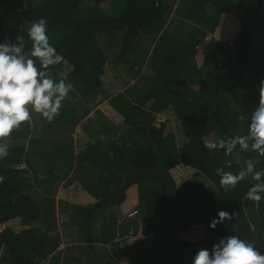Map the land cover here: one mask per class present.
<instances>
[{"label": "trees", "instance_id": "16d2710c", "mask_svg": "<svg viewBox=\"0 0 264 264\" xmlns=\"http://www.w3.org/2000/svg\"><path fill=\"white\" fill-rule=\"evenodd\" d=\"M104 1L26 0L23 9V0H0V44L23 35L30 58L27 27L45 18L64 59L41 70L73 85L53 121L29 106L31 120L0 140L8 152L0 158V264H59L69 254L75 264H91L79 244L64 256L56 251L61 185L79 188L72 197L62 190L57 201L67 229L77 240L108 242L107 264H192L199 250L211 253L231 235L264 254V193L259 203L246 197L264 177L249 174L227 192L219 183V173L238 174L249 159L264 170V157L239 145L232 153L205 147L249 135L264 79V0L183 1L177 12L187 21L173 29L167 18L175 0H124L117 14L119 0H108L107 11ZM112 41L113 63L131 79L144 68L138 90L109 92L104 47ZM99 96L108 114L83 121ZM158 115L168 118L156 125ZM221 210L235 215L213 229ZM130 231L139 237L132 246Z\"/></svg>", "mask_w": 264, "mask_h": 264}, {"label": "clouds", "instance_id": "9594fccd", "mask_svg": "<svg viewBox=\"0 0 264 264\" xmlns=\"http://www.w3.org/2000/svg\"><path fill=\"white\" fill-rule=\"evenodd\" d=\"M27 7L26 0H23V9ZM20 30L24 31L23 26ZM27 38L32 43L30 58L23 54L25 47L23 35L17 36L15 44H0V140L11 136L14 130L31 120L29 106L49 122L53 121L60 115L62 101L73 88L71 83L66 84L63 79L56 82L41 70L60 64L64 59L50 43L45 18L30 22L27 27ZM37 60L40 68L37 67ZM239 119L243 120L244 117L240 116ZM249 119L248 136H237L228 142L214 140L205 147L212 149L219 146L226 149V153H232L239 145L244 151L251 148L259 156L264 157V79L259 83V101ZM249 139L253 141L251 145ZM7 155L6 146H0V158ZM257 163L258 161L247 160L245 168L238 174L219 173L218 170L220 187L225 192L235 189L249 174H252L255 181H261L264 170L256 171ZM2 179L3 177H0V180ZM260 193H264V183H256L250 187L246 197L259 203L262 199ZM234 215L221 210L218 212L219 219H213L209 226L214 229L218 223L231 219ZM192 264H264V254L251 243L231 235L215 244L211 253L207 249L199 250Z\"/></svg>", "mask_w": 264, "mask_h": 264}, {"label": "rangeland", "instance_id": "374dc122", "mask_svg": "<svg viewBox=\"0 0 264 264\" xmlns=\"http://www.w3.org/2000/svg\"><path fill=\"white\" fill-rule=\"evenodd\" d=\"M42 0H35V2H41ZM108 0H105L103 3H101V7L103 8L104 11H107V9H109L110 5L109 3H107ZM176 2H174V9L172 11V14H171V17H170V14L167 18V21L169 22L170 20V29H173L174 27H177L180 25V22H185L187 20H185L183 16H180V12H177V8L178 7H181V5L183 4V1L184 0H175ZM185 2V1H184ZM185 4V3H184ZM125 5V2L124 0H119L118 4L115 5V9L112 11V13H120V11L123 9ZM170 17V19H169ZM187 23H189L190 25H195L196 23L194 22H191V21H188ZM169 29V28H168ZM210 36V35H209ZM103 37V36H101ZM104 38H106L104 36ZM109 42V41H108ZM260 43L261 45V40L260 41H257V43ZM258 43V44H259ZM117 46L114 47V43L113 41L110 42V43H107L105 44V51H106V54L108 55L109 57V67L111 69V77L114 79V86L109 90V92L113 95L115 94H127V92L131 91V89L133 88L134 90H138L139 88H141L142 86V81L140 79V76L141 74L143 73L144 71V68H142L138 74L136 75V78L135 79H131L129 77V74H127L126 70H125V67L122 65V64H117L115 65L113 63V60L115 58V54L117 52ZM196 61L199 62V58L196 57ZM132 87V88H131ZM131 88V89H130ZM102 96H99L95 99V101H91L90 105H91V108L92 111L90 113H88L87 116H85V118L83 119V121H85L86 119H91V118H94L95 116V112L96 111H102L105 115L108 114V111L106 110L107 109V103L105 100H102L101 99ZM109 116V115H108ZM168 117L167 116H161L158 115L156 116V119L154 120V123L157 125V124H160L162 121L166 120ZM170 120H173V117H169ZM82 121V122H83ZM81 122V123H82ZM79 123V124H81ZM79 127V126H78ZM43 128V127H42ZM38 137H40V134L37 135ZM4 144V143H3ZM58 188V186L56 187ZM62 191V190H61ZM60 196V194L58 195V197ZM57 197V195L55 196ZM54 197V198H55ZM55 207V206H54ZM57 210H55V216L57 217ZM120 216V215H118ZM58 223L61 225V218L58 219L57 217V225ZM70 236V235H69ZM69 236H66L65 237V246H62V244L58 245V247L56 248V251H61V249H65L66 247H68L67 249H70L72 251V247L74 248V246L77 244L71 237ZM131 238H128L126 241V244L129 246V245H133L134 243H131V241H129ZM67 251V250H66ZM104 258V257H102ZM186 259H190V258H186ZM46 261H49V259H45L44 262ZM67 264H70V262L68 261ZM121 264H124V263H121Z\"/></svg>", "mask_w": 264, "mask_h": 264}, {"label": "crops", "instance_id": "0c3cea01", "mask_svg": "<svg viewBox=\"0 0 264 264\" xmlns=\"http://www.w3.org/2000/svg\"><path fill=\"white\" fill-rule=\"evenodd\" d=\"M184 1L186 2L187 0H184ZM172 11L173 10H171V14H172ZM171 14H170V17H171ZM170 17H169V19H170ZM169 22H170V20H169ZM221 28L224 29V27H221ZM224 33H225V30L220 31V35H223L221 37H224L225 36ZM210 36H212V37H214L216 39V35H210ZM225 38H227V37H225ZM61 190H64L62 185L61 186H58L57 193H56L57 197H55V204H56V208L55 209L57 210V214L56 215H57L58 219L61 218V225L59 223L57 225V230L59 232V237L61 239L60 240V244H62V246H65V244H66L65 237L69 234L70 236L69 235L68 236L71 237L75 242H77V244H79L78 246H81L83 250H86L85 251L86 255L84 256V258L87 259V260H89L91 264H107L108 262H110V256H109V250H110V248H109V243L108 242H106V241L103 242V241L99 240L98 239L99 237H97V239H91L90 242L77 240L76 239L77 238L76 237V232L73 231V230H68L67 229L66 223L68 222V217L65 214H60L59 211H58V207H57V201H58V198H59L58 195L61 193ZM78 190H79V188H77V187L69 186L67 188V191L64 190V193L67 192L68 196L69 197H72V196H70V194L76 195L75 192H77ZM57 217H56V222H57ZM0 229L2 230L3 227L1 226ZM138 238L139 237L137 236V237H135L133 239H130L129 241L132 240L131 243L136 244L139 241ZM125 242H127V241H125ZM67 248L68 247H66L65 249L63 248L59 252H62L63 253V256H64V252L67 250ZM74 254H75V252H74ZM71 255L72 254H69L64 259L65 262L62 261L63 260V257H62V259H61V261H60L59 264H67V261L68 260L70 261V264H75L70 259V256ZM76 256H78V255H76ZM102 257H104V258H102ZM117 264H119V263H117ZM124 264H126V263H124Z\"/></svg>", "mask_w": 264, "mask_h": 264}, {"label": "built area", "instance_id": "2783aa9c", "mask_svg": "<svg viewBox=\"0 0 264 264\" xmlns=\"http://www.w3.org/2000/svg\"><path fill=\"white\" fill-rule=\"evenodd\" d=\"M128 234H129V238L131 237L132 239L135 238L134 233L132 231H130ZM143 248L144 249L150 248V243L148 241H143Z\"/></svg>", "mask_w": 264, "mask_h": 264}]
</instances>
